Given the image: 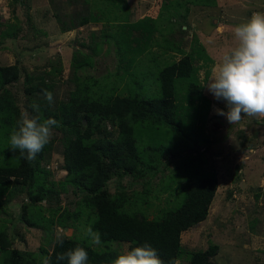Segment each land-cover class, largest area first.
I'll use <instances>...</instances> for the list:
<instances>
[{
	"label": "trees",
	"instance_id": "obj_1",
	"mask_svg": "<svg viewBox=\"0 0 264 264\" xmlns=\"http://www.w3.org/2000/svg\"><path fill=\"white\" fill-rule=\"evenodd\" d=\"M19 1L23 0H14L15 3ZM106 1L118 8V19H123L126 13L131 15L127 0ZM84 2L86 6L88 3L93 4L94 8H91L92 12L90 9V13L79 15V26L94 20L110 22L106 20V14H101L100 0ZM196 2L217 4L216 0ZM190 4V0H166L157 18L146 15L135 22L120 23L118 31L122 30L123 36L121 42L116 41L119 60L116 76L122 75L120 69L127 55L138 56L145 49L152 48L154 34L162 28L156 26L155 20L159 21L164 9L173 10L176 22L184 23L180 25L181 32H185ZM95 7L100 12L94 13ZM14 13L18 22H4L0 14V24L7 25L1 31L3 39L20 37L23 25L15 8ZM26 16L27 24L32 27V17L28 12ZM56 16L62 31L78 26L77 23L68 25L58 14ZM108 37L106 35L103 38L104 43H107ZM140 38L146 42L144 45L140 43ZM164 39L166 52L175 49L183 56L159 67L156 77L158 86L150 87V90L158 88L156 92H159L151 96L135 90L140 83L137 78L125 83L123 90H130L126 94L121 92L118 83L106 90L96 80L78 76L75 78V87L69 90L67 97L56 100L54 80H47L46 76L34 73L24 74L23 85L29 117L37 118L40 122L52 117L59 122V126L54 128L64 133L61 136L64 148L62 166L66 175L58 181L51 178L53 169L47 164L56 137H52L31 162L22 158L19 150L11 149L10 134L24 114L13 91L23 71L18 63H0V212L16 194L25 193L27 201L22 204L21 219L28 227L47 229L48 241L51 243L48 247L41 246L38 251L19 248L15 246L16 238L11 235L9 228L1 224L0 264H42L45 256L50 258V264H67L66 260L58 261L57 255L77 246L88 252V264H113L123 254L118 247H113L116 242L128 244V251L147 243L157 250L164 264H177L182 258H186L188 264H215L212 258L218 254V244L210 243L205 249L188 250L182 243V234L207 219L219 187L217 171L204 168L200 158L193 154L179 158L180 153L194 143L210 142L206 124L211 101L204 94L199 71L200 66L209 67L214 60L196 36L193 39L195 49L190 52L182 49V39L174 44L169 37ZM136 41H139L140 48L133 46ZM80 53L77 51L74 54L76 69L93 64L92 58L86 55L78 59ZM152 53L147 68L160 61L158 54ZM198 60L203 63L195 66ZM210 70L211 67L206 69L205 79L209 77ZM44 90L53 93V105L47 104ZM34 103L40 106L39 112L31 107ZM172 162L176 163L174 171L164 174L163 171ZM124 174L134 179H143L145 186L142 193L130 192L122 183H119L115 193L108 189L107 184L114 176L122 178ZM158 174H161L160 186L156 185L159 195L162 192L168 196L165 204L158 207L159 213L151 218L146 209L152 192L151 178ZM69 185L82 194L76 201V210L60 204V195ZM182 190L185 197L179 204ZM44 201H55L56 206L44 207ZM83 213L89 214L88 226L100 232L102 243L99 246L102 250L89 243L90 237L74 233L60 234L64 240L63 246L56 243L57 236H53L52 227L75 229L78 222L82 221Z\"/></svg>",
	"mask_w": 264,
	"mask_h": 264
},
{
	"label": "rangeland",
	"instance_id": "obj_2",
	"mask_svg": "<svg viewBox=\"0 0 264 264\" xmlns=\"http://www.w3.org/2000/svg\"><path fill=\"white\" fill-rule=\"evenodd\" d=\"M100 1L101 14H106L105 18L110 22L104 19L94 20L79 26V15L90 13L93 7L91 3L86 6L84 0H23L19 3H15L14 0H0V14L4 22H18L14 18L15 8L16 15L23 25L19 38L3 39L1 31L7 25L0 24V40L3 39L0 44V63L2 65L18 63L21 66L23 76L13 87V91L23 112L28 116L27 96L23 85L24 74L27 72L46 76L47 80H54L56 100L67 97L69 90L75 87V78L78 76L84 79L90 77L103 84L106 90L118 83L121 92L126 94L130 93V90H123L125 83L131 82L132 78H137L140 83L135 90L151 96L159 92H156L158 88L150 90L151 86L154 88V85L158 86L156 77L159 67L179 60L183 56L175 49L165 51V37H169L172 44L182 39L180 44L185 52L195 49L193 39L195 36L198 37L206 53L214 60L209 66L212 69L214 65L222 61L225 53L237 46L234 27L246 22L255 12L264 13V0H216V5L198 4L196 0H190L187 25L184 26L187 30L181 32L180 25L184 23L176 22L177 18L173 10L164 9L159 21L155 20L156 26H162V28L154 34L152 48L145 49L138 56L127 55L122 66L123 70L120 69L122 75L117 77L119 60L116 53V41L121 42L123 36L122 30L118 31L119 24L135 22L146 15L157 18L160 7L166 0H127L131 15L126 13L121 20L116 17L118 8L112 2ZM100 9L95 7L94 13L100 12ZM26 12L33 19L32 27H30L31 24H27ZM56 14L64 22L67 21L68 25L77 23L78 26L62 31ZM136 34L139 36V33ZM106 35L109 37L107 43H104L103 38ZM123 41L127 42L125 38ZM140 43L144 45L146 42L141 39ZM133 46H139V41H136ZM77 51L82 52L81 56H77L78 59L86 55L92 58L93 64L76 69L74 54ZM151 51L158 54L160 61H157L156 65L152 64L151 68H147L149 58L153 56ZM202 63V60H198L195 66ZM209 67L200 66L199 77L204 84V94L211 101L206 124L210 142L208 144L194 143L183 150L179 158L190 154L198 156L204 168L217 171L219 187L207 219L183 232L182 243L188 250L205 249L210 243L218 244V254L212 258L215 264H264V117L245 116L238 124H231L225 116L218 115L216 109L226 112L227 106L223 100H216L207 88L212 71L210 70L207 79L204 77ZM63 134L62 130L53 128L52 137L57 139L51 152L50 162L47 164L53 169L51 178L56 181L63 179L66 175L62 166L64 148L61 136ZM175 165L176 163L172 162L163 173H172ZM160 176L161 174H158L151 178L152 192L149 194L151 198L148 208L145 207L151 218L159 213L158 207L165 204V198L168 196L162 192L159 195L156 185L160 186ZM119 183L125 185L130 192L142 193L145 186L143 179H134L124 174L122 178L118 175L114 176L107 187L115 193ZM81 195L77 189L69 185L60 195V204L76 210V201ZM184 197L185 193L182 190L179 204ZM24 201H27L25 193L16 194L0 212V225L5 224L9 228L11 235L16 238L15 246L38 251L41 246L51 245L48 241V230L44 227H28L25 224L21 219ZM42 205L54 207L56 202L44 201ZM45 212L46 215L49 214L47 210ZM88 216V213H83L82 221L78 222V227L75 229L63 230L57 226L52 227L53 236H57V233L68 235L74 233L77 236L86 237V229L89 227ZM93 246L102 250L99 245ZM113 247H118L123 254L128 251L126 243L116 242L113 243ZM177 264H188V260L182 258Z\"/></svg>",
	"mask_w": 264,
	"mask_h": 264
},
{
	"label": "clouds",
	"instance_id": "obj_3",
	"mask_svg": "<svg viewBox=\"0 0 264 264\" xmlns=\"http://www.w3.org/2000/svg\"><path fill=\"white\" fill-rule=\"evenodd\" d=\"M234 37L238 41L236 47L223 55L222 61L211 69L212 76L207 83L208 90L216 100L226 103L227 111L216 109L218 115L225 116L231 124H238L245 116L264 117V13L255 12L244 23L234 27ZM44 98L49 106L54 104L53 93L44 90ZM31 107L39 112L40 106ZM59 122L49 117L43 122L22 115L17 127L10 134V146L13 151L19 150L22 158L34 161L37 154L49 144L53 128ZM90 237L89 243H102L99 231L91 226L86 229ZM56 243L63 246V237L57 233ZM58 261L67 264H88V252L77 246L65 253L57 255ZM42 264H50V258L43 257ZM113 264H164L157 250L145 243L119 255ZM175 264V262H173Z\"/></svg>",
	"mask_w": 264,
	"mask_h": 264
}]
</instances>
